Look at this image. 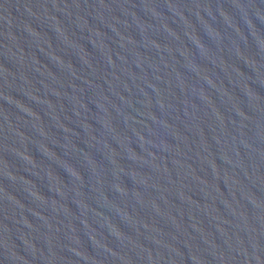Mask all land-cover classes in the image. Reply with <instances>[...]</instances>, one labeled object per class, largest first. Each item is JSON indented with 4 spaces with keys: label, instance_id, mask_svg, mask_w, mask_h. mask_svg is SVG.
I'll return each mask as SVG.
<instances>
[{
    "label": "water",
    "instance_id": "obj_1",
    "mask_svg": "<svg viewBox=\"0 0 264 264\" xmlns=\"http://www.w3.org/2000/svg\"><path fill=\"white\" fill-rule=\"evenodd\" d=\"M0 264H264V0H0Z\"/></svg>",
    "mask_w": 264,
    "mask_h": 264
}]
</instances>
